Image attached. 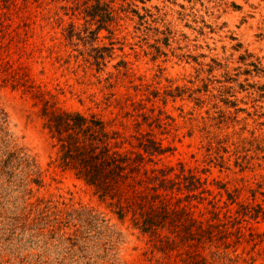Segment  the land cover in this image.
I'll list each match as a JSON object with an SVG mask.
<instances>
[{
	"label": "rangeland",
	"instance_id": "1",
	"mask_svg": "<svg viewBox=\"0 0 264 264\" xmlns=\"http://www.w3.org/2000/svg\"><path fill=\"white\" fill-rule=\"evenodd\" d=\"M27 1L18 0L11 27L0 34L29 81L13 87L0 73V264L168 258L129 220L122 222L109 201L59 167L37 87L57 107L96 115L126 133L137 130L129 101L158 90L157 109L173 118L163 116L168 129L156 130L172 147L159 165L203 167L210 140H222L204 177L239 203H264V0H105L116 19L97 38L83 3L78 13L69 8L74 0ZM258 221L253 227L263 233L264 219ZM258 242L254 264H264V237ZM185 250L211 259L217 252L179 248L172 260L186 257Z\"/></svg>",
	"mask_w": 264,
	"mask_h": 264
},
{
	"label": "trees",
	"instance_id": "2",
	"mask_svg": "<svg viewBox=\"0 0 264 264\" xmlns=\"http://www.w3.org/2000/svg\"><path fill=\"white\" fill-rule=\"evenodd\" d=\"M74 1L75 5L69 8H76L74 11L78 13L87 11L86 17L91 19L89 23L94 21L98 25L92 31L95 38L116 19L113 13L115 7L105 0ZM80 3L85 5L84 11ZM18 5V0H0L1 36L11 27L10 12ZM134 13L139 14L137 11ZM25 26L29 27L28 22ZM3 45L0 41L3 81L13 87L18 84L26 86L29 81L22 74L24 65L17 64L6 54ZM37 88L36 98L43 105L41 114L53 140L59 167L71 171L101 200L109 201L122 222L129 220L141 235L149 237L154 242V248L168 257L167 260H158L157 264L255 263L254 252H260L257 250L258 239L264 237V232L258 233L253 222L264 219V203H239L224 185L210 183L209 178L204 177L214 164L215 153L219 155L224 148V141L210 140L207 153L203 154V167H191L184 162L159 165L160 159L172 151V147L165 146L163 140L157 138L156 130L167 131L163 116L166 120L173 118L162 109H157V100H160L158 90L143 91V98L129 101L135 114H128L136 116L137 130L136 133H126L115 128L108 129V123L96 115L88 116L57 107L46 98L40 87ZM122 103L120 105L124 108ZM147 103H151L152 107ZM212 184H216L218 191L211 187ZM222 190L226 192L227 199H224ZM51 204L55 203L48 201V205ZM71 215L67 213L68 217ZM96 220L92 216L86 222L91 225ZM205 247H215L217 252H213L212 257L221 261L198 251L185 250L187 253L183 255L186 257H180L179 261L172 260L170 254L179 248ZM240 247H243L242 254H238ZM221 250L222 253L219 252ZM231 251L236 254L235 257L230 256Z\"/></svg>",
	"mask_w": 264,
	"mask_h": 264
}]
</instances>
